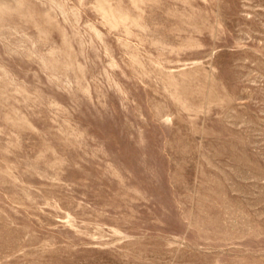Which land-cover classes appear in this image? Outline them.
<instances>
[{
    "label": "rangeland",
    "instance_id": "rangeland-1",
    "mask_svg": "<svg viewBox=\"0 0 264 264\" xmlns=\"http://www.w3.org/2000/svg\"><path fill=\"white\" fill-rule=\"evenodd\" d=\"M0 264H264V0H0Z\"/></svg>",
    "mask_w": 264,
    "mask_h": 264
}]
</instances>
